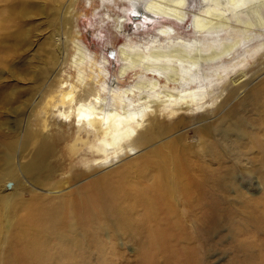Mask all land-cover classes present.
Instances as JSON below:
<instances>
[{"label":"bare ground","instance_id":"1","mask_svg":"<svg viewBox=\"0 0 264 264\" xmlns=\"http://www.w3.org/2000/svg\"><path fill=\"white\" fill-rule=\"evenodd\" d=\"M99 1L125 2L114 23L122 43L114 47L100 38L98 55L75 37L70 62L75 83L67 92L68 82L62 83L56 100L68 106L65 119L74 116L96 140L91 157L80 159L90 174L76 173L73 181L80 185L53 198L35 193L25 202L16 201L18 195L0 198V264H43L52 241L63 250L72 244L120 259L118 239L135 243L141 254L135 264H198L191 243L213 228L208 206L215 182L225 193L237 187L238 168L264 172V62L246 71L264 55V0H197L200 14L192 15L190 0ZM247 15L253 16L246 21ZM136 19L134 31L126 33L127 21ZM66 22L60 27L64 35ZM112 49L116 70L110 69ZM228 79L230 85L222 87ZM219 99L215 117L194 129L197 143H188L181 132L187 116ZM181 111L171 126L161 122ZM173 132L179 133L166 139ZM231 142L262 156L245 166L236 160L226 164ZM36 146L32 172L54 150L47 140ZM95 169L107 172L89 178ZM110 261L116 259L108 256L101 264Z\"/></svg>","mask_w":264,"mask_h":264},{"label":"rangeland","instance_id":"2","mask_svg":"<svg viewBox=\"0 0 264 264\" xmlns=\"http://www.w3.org/2000/svg\"><path fill=\"white\" fill-rule=\"evenodd\" d=\"M32 1L0 0V198L18 195L16 201L23 202L30 200L34 193L52 198L58 192L67 193L77 185L73 181L76 173L90 174L80 159L91 157L89 149L96 140L87 129L77 126L74 116L65 119L62 114L69 111L68 106L62 107L56 100L62 83L68 82L63 90L66 92L70 91L71 83H75L76 72L70 66L74 54L73 39L82 40L98 55L103 48L100 40L113 42L116 44L114 47L122 43V36L115 31L114 23L123 15L121 11L125 4L122 1L102 4L99 0ZM53 8L56 13L55 10L49 11ZM199 8L201 4L197 0H190V15L200 14ZM252 16L247 15L243 19L247 21ZM63 20L70 22L68 25L66 23L69 22L64 23L68 35L62 34ZM137 23V19L127 21L126 33L134 31ZM238 26L243 27L244 24L239 23ZM62 47L64 54L61 57ZM57 49L60 50L59 60L54 58ZM111 57L115 61L111 58L110 69L116 70L114 49ZM261 57L253 61L254 65L249 64L246 71L261 65L264 55ZM229 80L222 87L230 85ZM221 91L223 88L220 87L215 96H219ZM75 95L78 99L80 92ZM220 100L207 110L187 116L188 127L181 132L186 134L188 143H197L194 129L199 128L203 120L215 117L212 112L220 105ZM182 114L181 111L173 116L164 115L161 122L171 126ZM178 133H170L166 139L174 138ZM232 139L235 138L231 137L230 141ZM43 140L51 142L54 150L42 167L32 172L36 144ZM231 145L226 164L235 165L233 161L236 160L245 166L254 155L262 156L257 149L246 148L244 152L240 144L231 142ZM107 170L95 169L88 177L95 178L96 173ZM237 170L239 172L233 175L236 188L228 187L223 193L219 188L220 182H215L208 206L212 210L213 228L197 235L191 243L196 249L198 264H264V172ZM59 186L61 189L55 190ZM2 212L0 200V215ZM11 226L14 227L13 223ZM116 249L120 259L111 252L100 257L99 253L78 249L72 244L63 250L52 241L43 264H101L102 259L108 256L116 259L115 264H135L141 256L133 242L118 239Z\"/></svg>","mask_w":264,"mask_h":264}]
</instances>
